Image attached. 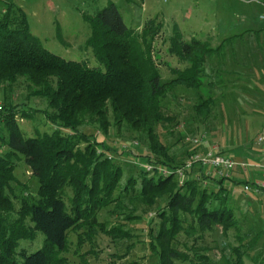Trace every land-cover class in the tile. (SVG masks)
Instances as JSON below:
<instances>
[{"label": "trees", "instance_id": "trees-1", "mask_svg": "<svg viewBox=\"0 0 264 264\" xmlns=\"http://www.w3.org/2000/svg\"><path fill=\"white\" fill-rule=\"evenodd\" d=\"M83 18L90 26L85 46L103 69L49 51L29 31L21 7L8 0L1 8L0 84H13L24 77L34 87L33 95L48 100L49 109L41 113L57 127L51 132L25 137L17 116L30 119L33 114L21 104L0 107V126L7 132L6 137L0 134L3 149L0 150V264H63L67 259L62 253L70 247V231L77 235V247L85 241L92 243L99 232L112 240L128 239L130 234L123 225L135 218L133 209L121 211L124 222L110 228L97 218L98 211L112 203L119 208L124 196L130 204L138 200L150 207L159 202L152 222L155 228L149 224L147 231V249L149 257L155 258L154 264H175L176 260L212 264L199 250H192L195 260L190 259L188 251L179 250L175 246L178 234H202L216 225L226 232L235 226L236 207L229 204L231 191L242 190V185L251 180L217 178L194 167L186 169L184 181L179 185L174 174L163 176L156 168L151 172L141 168L135 174L129 172L121 186L124 168L114 159L117 155L136 154L131 149L120 150L103 139L98 140V133L87 125L97 121L106 132L110 107L116 124L126 123L129 129L142 135L147 152L136 155L139 160L168 170L179 168L191 152L204 147L191 145L181 158L172 152V146L162 141L158 127L166 128L176 120L175 115L164 110L163 98L178 85L199 92L206 89V95L202 93L204 98L200 96L192 108L194 117L209 116L215 100L209 90L217 82L208 77L213 75L223 83L224 73L237 72L227 69L226 50L245 32L256 35L257 47L264 52V25L225 36L212 46L207 38L183 39L174 24L171 34L164 39L168 42L166 51L185 66L170 67L165 63L173 76L163 80L152 53L156 36L163 27L161 19L147 16L140 29L129 28L112 2ZM241 55L244 57V52ZM262 79L260 83H264ZM258 129L264 130V121ZM168 131L173 133L174 128ZM177 135L176 142L182 146V131L178 130ZM253 141L250 138L247 145H242L243 149L257 153ZM16 153L23 156L37 180L34 195H20L14 190ZM205 180L210 185H204ZM36 231L44 236L41 247L29 254L18 251L20 240H33ZM262 235V229L252 235H237L240 243L232 249L235 264H245L244 256H250L258 264L263 249L256 254L251 252L258 244L264 246ZM18 254L23 257L21 262Z\"/></svg>", "mask_w": 264, "mask_h": 264}, {"label": "rangeland", "instance_id": "rangeland-1", "mask_svg": "<svg viewBox=\"0 0 264 264\" xmlns=\"http://www.w3.org/2000/svg\"><path fill=\"white\" fill-rule=\"evenodd\" d=\"M7 1L0 0V11ZM13 1L21 5L29 31L40 39L46 49L65 59L84 62L88 66L101 69L103 65L95 59L91 49L85 46V40L90 35V26L83 16L94 15L112 2L118 7L126 26L135 29L137 22H141L144 16L156 14V17L162 20L163 27L156 36L152 53L153 56L155 55L154 61L163 80L173 76L165 63L170 67L185 66V63L179 62L166 51L168 42H164V39L171 34L174 24L178 26L183 39L191 38L194 30V36L198 39H206L210 33H214V37L218 36V43L225 36L246 29H258L264 25V18L259 17L261 14L264 15V0H146L149 9L147 11L142 10L141 2L138 0ZM208 28H213V31L206 32ZM212 42L214 46L217 45L215 41ZM257 46L258 42L253 32H245L242 37L229 44L226 50L227 69L237 72L224 73L223 83H219L218 77L213 78V75L208 77L217 82L209 90L215 99L209 116H200V119L194 117L192 108L200 96L204 98L202 93L205 92L206 95V89L202 88L203 92H199L178 85L167 93L162 100L164 110L170 115H175L177 122L175 123V120L166 128L158 127V133L165 144L172 146V152L184 158L185 149L193 146L190 139L204 133L209 140L208 143H215L220 149L238 153L245 159L252 158L264 163V130L258 129L264 121V83L259 82L264 79V52ZM243 52L244 57L241 55ZM33 88L24 77L18 78L13 84H0V107L7 104H21L33 114L30 119L17 116L18 125L25 137L51 132L57 127L47 122L41 113V110L49 109L48 100L33 95ZM107 116L109 126L106 132L102 131L97 121L87 125L90 130L98 133V140L103 139L108 145L120 150L131 149L138 156L139 153L147 152L142 135L129 129L126 123L116 124L110 107ZM171 128H174L173 133L168 131ZM178 130L182 131L184 136L182 146L176 142ZM0 134L7 136V132L1 126ZM250 138L254 139L253 149L257 150V153L253 150H244L242 147L247 145ZM0 150L3 151L1 147ZM254 153H260L261 156H256ZM136 155H128V157L117 155L114 159L124 168L121 186L129 172L135 174L142 168L134 166L133 158H139ZM13 160L16 164L14 175L17 179L13 183L15 192L20 195H34L37 180L31 175L23 156L16 153ZM205 182V185H210L207 180ZM66 192L69 196L70 190ZM116 193L118 191L114 195ZM231 195L229 204L236 207L235 226L229 227L226 232L222 226L216 225L202 234L198 232L178 234V242L175 246L181 251H188L190 259L195 260L192 250L196 249L206 254L212 264H235L236 255L232 249L240 243L237 235L242 237L248 233L252 235L262 229L261 240L264 239V198L252 192H243L240 188H233ZM67 196L64 197V201L68 208ZM158 205L159 202H156L149 207L138 200L130 204L127 196H124L121 197L119 208L114 207L112 203L100 209L97 218L104 222L107 228L124 222L121 211L133 209L135 218L123 225V229L129 232L130 237L124 240H112L110 236L99 232L92 243L85 241L77 247V235L70 231L68 233L70 247L67 252L62 253L67 259L63 264H128L131 261H137L139 264H154L155 258L149 257L147 249V231L149 224L155 228L152 222ZM43 240V234L36 231L33 240H20L18 251L32 253L41 247ZM261 249L263 250L258 258V264H264V246L258 244L255 251L251 252L256 254ZM17 259L21 262L23 257L18 254ZM244 262L255 264L250 260V256H244ZM175 264H188V262L176 260Z\"/></svg>", "mask_w": 264, "mask_h": 264}, {"label": "built area", "instance_id": "built-area-1", "mask_svg": "<svg viewBox=\"0 0 264 264\" xmlns=\"http://www.w3.org/2000/svg\"><path fill=\"white\" fill-rule=\"evenodd\" d=\"M260 18H264V15L261 14ZM259 140H261L260 137ZM190 141L193 145L204 147V149L191 152L185 158L184 163L175 170L155 167L153 164L141 161L138 158H133L132 161L135 165L141 166L148 172H151L156 168L163 176L174 174L178 179L179 185H182L184 181L186 169L198 167L205 175L229 179L232 177L236 167H239L242 171H247L250 167L249 163H237L230 153L222 152L219 146L215 143H208L209 140L204 133L194 136L190 139ZM262 171L264 175V165H262ZM205 183L206 182L203 181L204 185ZM242 190L244 192H252L257 195H261L264 198V180H251L250 183L242 185Z\"/></svg>", "mask_w": 264, "mask_h": 264}, {"label": "crops", "instance_id": "crops-1", "mask_svg": "<svg viewBox=\"0 0 264 264\" xmlns=\"http://www.w3.org/2000/svg\"><path fill=\"white\" fill-rule=\"evenodd\" d=\"M9 1L13 2L14 4H16V2H14L13 0H9ZM128 1H132V0H128ZM138 1L141 2L143 11L149 10L148 9V3L146 2V0H138ZM18 6L21 7V5H18ZM21 9H22V7H21ZM152 16L154 17V16H156V14L155 15H151V17ZM160 16L162 18V14H160ZM146 17L147 16H144V18L141 20V22H139V21L137 22V25L135 26V29H140V27H141V25H142V23H143V21H144V19ZM259 17H260V15H259ZM210 31H213V28H208L206 32H210ZM213 35H214V33H210L209 36L206 37L207 39H209L210 44L212 46H214L212 41H215L214 43L218 44V36L214 37ZM192 36H194V30L192 31L191 37ZM229 153L232 155V157L234 158V160L237 163L245 162V163H249V165H250V167H249V169L247 171H242L239 167H236V169L233 172L232 177L239 178V179L259 180V181L264 180V175H263V171H262V165H264L263 162H260L259 160H254L252 158L251 159L250 158L249 159H245L242 156H240L238 153H236V154H234L233 152H229ZM255 155L256 156H261L260 153L259 154H255Z\"/></svg>", "mask_w": 264, "mask_h": 264}]
</instances>
